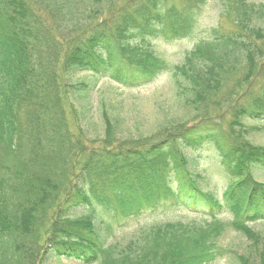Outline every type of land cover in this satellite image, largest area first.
<instances>
[{"label":"trees","instance_id":"obj_1","mask_svg":"<svg viewBox=\"0 0 264 264\" xmlns=\"http://www.w3.org/2000/svg\"><path fill=\"white\" fill-rule=\"evenodd\" d=\"M200 2L0 0V264H214L228 253L239 264H264L262 238L248 226L264 221V182L251 172L264 169V146L238 142L233 129L227 133L206 115L160 139L126 143L106 120L107 137L87 147L63 106L60 71H89L128 88L173 71L188 82L192 97L185 101L194 107L201 89L214 91L237 65L244 71L232 90L246 86L242 103L231 107V125L264 118V49L251 40L212 31L175 65L149 45L193 37ZM233 4L238 27L264 15V4ZM88 10L100 18L92 21ZM79 22L89 24L76 31ZM68 85L76 93L89 87ZM207 146L232 178L220 197L205 192L189 167L196 159L186 150ZM167 208L195 219L140 226L124 244L105 243L146 210ZM227 225L253 239L255 262L221 242Z\"/></svg>","mask_w":264,"mask_h":264},{"label":"rangeland","instance_id":"obj_2","mask_svg":"<svg viewBox=\"0 0 264 264\" xmlns=\"http://www.w3.org/2000/svg\"><path fill=\"white\" fill-rule=\"evenodd\" d=\"M233 1L201 0L202 9L198 30L193 37L170 42L152 40L149 45L170 65L181 64L185 54L192 50L196 42L202 38L208 39L212 31L216 30L220 33H239L238 37L241 40L247 42L251 40L254 45L257 44L264 49V15H254L252 22L244 23V27H238L234 19L235 5ZM245 1L253 5L264 4V0ZM88 12H90L89 15H92L90 18L94 22L100 18V15L94 18V14L98 11L88 10ZM83 24V22H79L77 26L80 27L75 30L82 29L89 23L87 22L84 26ZM252 29H258L260 35L256 36ZM243 71L244 68L236 65L232 74L223 75L222 84L215 85L214 91L209 92L205 88L201 89L200 92L204 94V98L196 99L197 104L194 107L185 101L187 97H192L187 87L188 82L179 75H175L173 71L162 73L149 84L130 88L118 85L109 78L95 77L89 71H81L74 76H67L60 71L59 77L66 117L71 130L75 135L77 134L76 138L82 139L84 146L99 145L102 138L107 137L106 128H104L106 120L111 123L112 127L114 126L115 137L121 143H126L131 140L143 142L144 139L153 137L160 139L167 131L202 121L204 120L203 116L206 115L211 118V121L222 123L227 133H232L233 129L235 132L233 131L234 134L230 135L238 142H248L259 147L264 146V118H241L242 125L238 126H232L229 121L231 107L242 103V98H244L240 93L246 85L241 84L240 89H236V92L232 90L234 83L242 76ZM69 82L77 83V85L88 84L89 87L84 92L76 93L75 89L68 85ZM257 82L258 80L252 82L250 88L253 89ZM186 153L189 157L196 159L195 163L190 162L189 167L196 173H200V178L197 179L199 186L205 192L220 197L232 178L222 171L220 165H217L213 152L207 146L197 151L186 150ZM251 172L258 182H264V169L253 167ZM49 218L50 216L46 219L47 222ZM221 218L231 221L229 216H221ZM192 219H195L192 213L177 208L146 210L136 221H132L125 227L116 228L107 234L105 243L107 245L116 242L124 244L140 226ZM248 226L253 231L259 232L264 244V221H254ZM47 227L49 226L47 225ZM224 229L220 237L221 242L239 254H252V260L255 262L257 255H254L253 239L247 237L234 225H227ZM47 264H71V262L61 259L53 260ZM214 264L239 263L234 254L228 253Z\"/></svg>","mask_w":264,"mask_h":264}]
</instances>
